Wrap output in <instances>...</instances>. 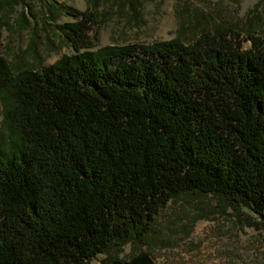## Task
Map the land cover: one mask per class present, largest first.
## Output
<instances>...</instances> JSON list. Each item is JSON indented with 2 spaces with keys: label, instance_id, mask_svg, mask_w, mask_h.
<instances>
[{
  "label": "trees",
  "instance_id": "trees-1",
  "mask_svg": "<svg viewBox=\"0 0 264 264\" xmlns=\"http://www.w3.org/2000/svg\"><path fill=\"white\" fill-rule=\"evenodd\" d=\"M96 4L51 5L53 20L74 19L59 26L74 54L48 68L13 67L0 50V264L161 245L160 212L188 195L264 227V35L245 51L205 18L187 22L191 40L96 48ZM18 24L31 28L25 14Z\"/></svg>",
  "mask_w": 264,
  "mask_h": 264
},
{
  "label": "rangeland",
  "instance_id": "rangeland-1",
  "mask_svg": "<svg viewBox=\"0 0 264 264\" xmlns=\"http://www.w3.org/2000/svg\"><path fill=\"white\" fill-rule=\"evenodd\" d=\"M94 2L25 0L20 4L19 0H0L3 57L17 68L24 67L26 62L48 68L63 56L74 54L59 28L74 19L62 13L53 20L49 9L51 5L59 9L66 6L82 12L90 10ZM96 5L93 8L99 23L92 25L89 33L96 36V48L151 45L181 34L191 40L193 30L187 28V22L204 25L205 18L213 29L230 28L239 34L240 46L245 51L251 48L249 36L253 32L255 36L264 35V0H117L109 4L99 0ZM23 14L31 22L26 31L18 24ZM182 22L185 30L180 27ZM29 48L37 51L38 58L24 57ZM249 224L240 221L217 198L183 196L169 202L158 216L157 230L161 236H167L163 244H129L120 251L112 249L99 255L91 264L130 262L141 252L148 253L155 264H264V227Z\"/></svg>",
  "mask_w": 264,
  "mask_h": 264
}]
</instances>
